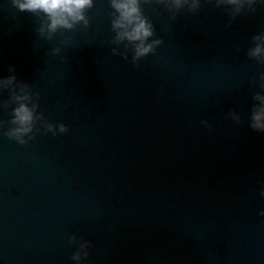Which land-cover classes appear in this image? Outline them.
<instances>
[{
  "label": "water",
  "instance_id": "water-1",
  "mask_svg": "<svg viewBox=\"0 0 264 264\" xmlns=\"http://www.w3.org/2000/svg\"><path fill=\"white\" fill-rule=\"evenodd\" d=\"M94 3L87 29L47 41L39 17L0 0V77L14 66L68 128L26 145L0 130V264H264V133L249 127L264 65L247 55L264 0L234 20L214 0L175 21L142 4L163 43L138 66L112 54V9Z\"/></svg>",
  "mask_w": 264,
  "mask_h": 264
},
{
  "label": "clouds",
  "instance_id": "clouds-1",
  "mask_svg": "<svg viewBox=\"0 0 264 264\" xmlns=\"http://www.w3.org/2000/svg\"><path fill=\"white\" fill-rule=\"evenodd\" d=\"M214 2L217 7L225 6L234 20L241 13L255 12L258 0H214ZM11 3L20 12H30L39 17L41 22L36 31L47 41L54 40L58 33L72 31L80 25L87 29L90 26L87 13L95 7L94 0H11ZM153 3L161 5L168 11L173 21L182 10L186 9L195 14L202 7V0H108V5L112 9L109 13L111 31L115 34L111 41L116 45L111 49L113 55L127 60L128 50L131 49L133 53L131 62L138 66L142 58L154 54L157 47L163 43L162 39L154 38V25L142 8V4ZM252 41L254 46L249 49L247 55L264 65V32L254 35ZM67 43L68 40L61 42L62 45ZM120 44H124V51L120 50ZM60 52V47L52 49L53 56H59ZM8 71L12 74L0 77V95L5 91L8 93V99L0 101V111H5L11 116V119L7 121L0 120V130L6 129L3 135L20 145H26L34 139L33 134L36 131L50 132L53 136L67 133L68 128L65 124L53 123L43 112L38 111L39 94L34 93L29 84L17 80L14 66L9 65ZM251 82L253 86L259 83L261 89H264V72L254 74ZM252 99L260 103H254L251 107L249 127L255 132L264 133V94L257 92ZM228 116L237 125L241 123V117L235 111H230ZM201 123L211 128L207 121H201ZM260 196L264 197V182H262ZM259 215L264 216V210H261ZM69 240L75 242V237L70 235ZM77 247L79 250H76L72 259L81 261L89 255L88 249L92 247V244L89 240H82Z\"/></svg>",
  "mask_w": 264,
  "mask_h": 264
}]
</instances>
